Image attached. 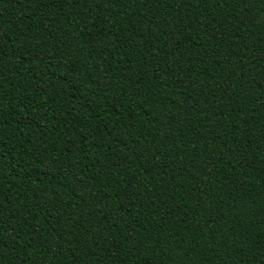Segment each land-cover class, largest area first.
I'll use <instances>...</instances> for the list:
<instances>
[{
    "label": "trees",
    "instance_id": "1",
    "mask_svg": "<svg viewBox=\"0 0 264 264\" xmlns=\"http://www.w3.org/2000/svg\"><path fill=\"white\" fill-rule=\"evenodd\" d=\"M0 264H264V0H0Z\"/></svg>",
    "mask_w": 264,
    "mask_h": 264
}]
</instances>
